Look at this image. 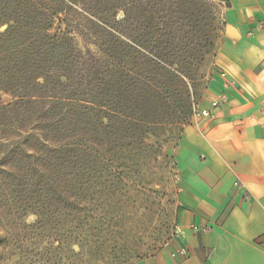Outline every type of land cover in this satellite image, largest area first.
I'll return each instance as SVG.
<instances>
[{"label":"trees","instance_id":"obj_1","mask_svg":"<svg viewBox=\"0 0 264 264\" xmlns=\"http://www.w3.org/2000/svg\"><path fill=\"white\" fill-rule=\"evenodd\" d=\"M167 9L166 0H48L44 27L36 22L27 41L21 19H10L0 33V92L15 100L0 104V116L27 108L31 131L2 129L21 139L0 159L3 190L28 189L35 177H75L83 160L110 162L128 141L161 150L176 130L181 138L197 106L190 85L202 45L173 43L159 22ZM131 21L135 35L127 33Z\"/></svg>","mask_w":264,"mask_h":264},{"label":"rangeland","instance_id":"obj_2","mask_svg":"<svg viewBox=\"0 0 264 264\" xmlns=\"http://www.w3.org/2000/svg\"><path fill=\"white\" fill-rule=\"evenodd\" d=\"M47 1L0 0V33L13 24L10 19L19 17L22 39L27 41L36 22L44 27ZM211 3L166 0L168 17L159 19L173 43L186 49H193L196 42L202 45L190 85L197 106L214 78V52L224 26L221 2ZM209 13L214 14L213 21ZM122 18L119 11L117 19ZM138 30L131 21L127 33L135 35ZM9 79L20 80L15 75ZM14 100L11 93L0 92V104ZM4 127L7 131L20 127L26 137L31 131L30 111L0 116V159L21 140L13 132L5 136ZM179 137L176 130L161 150L128 141L110 162L83 160L79 174L72 178L35 177L25 190L0 187V264H132L169 247L178 231L181 191L175 149Z\"/></svg>","mask_w":264,"mask_h":264},{"label":"crops","instance_id":"obj_3","mask_svg":"<svg viewBox=\"0 0 264 264\" xmlns=\"http://www.w3.org/2000/svg\"><path fill=\"white\" fill-rule=\"evenodd\" d=\"M220 2L214 78L198 108L226 99L211 118L193 119L176 146L175 241L132 264H264V0ZM176 248L187 255L173 257Z\"/></svg>","mask_w":264,"mask_h":264},{"label":"built area","instance_id":"obj_4","mask_svg":"<svg viewBox=\"0 0 264 264\" xmlns=\"http://www.w3.org/2000/svg\"><path fill=\"white\" fill-rule=\"evenodd\" d=\"M221 75L223 76V77H226V73L225 72H223V73H221ZM230 86V83L229 82H226L225 83V87L227 88V87H229ZM226 99V95H225V93H223L222 95H221V98L220 99H215V100H213L212 101V108L211 109H199L198 108V106H195L194 107V113H193V119H198V121H200V120H202V119H206V118H211L212 116H213V114H214V109H216L218 106H219V104L223 101V100H225ZM235 186H239V183L238 182H236L235 183ZM193 229L194 230H198V231H200V230H202V231H205L206 230V228H202V229H200L197 225H195V224H193ZM177 233H178V231H177ZM171 255L173 256V257H178V256H181V257H185L186 255H187V250L185 249V248H176V249H173L172 251H171Z\"/></svg>","mask_w":264,"mask_h":264}]
</instances>
